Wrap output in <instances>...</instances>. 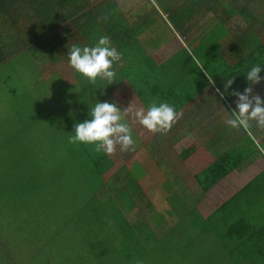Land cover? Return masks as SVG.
Segmentation results:
<instances>
[{
	"label": "crops",
	"instance_id": "1",
	"mask_svg": "<svg viewBox=\"0 0 264 264\" xmlns=\"http://www.w3.org/2000/svg\"><path fill=\"white\" fill-rule=\"evenodd\" d=\"M78 6L82 10L66 7L62 14L26 19L23 50L12 61L26 53L47 56L59 84L76 96L56 117L60 135L88 119L96 101L115 103L122 112L129 107L123 122L132 128L133 145L123 152L116 146L111 155L98 152L93 161L105 164L100 195L121 200L128 191L139 202L168 196L176 215L200 218V263H264V252L253 250L264 245V211H255L253 221L241 211L244 190L264 179V152L260 156L256 146L257 137L264 143V128L254 120L251 131L225 123L238 103L235 93L246 86L249 96L264 100V65L259 84H246L244 77L253 64H264V0H89ZM101 35L120 53L109 85L102 79L89 83L67 62L68 48L92 46ZM161 101L178 113L167 131L149 132L132 122V111ZM217 164L219 175L228 174L206 191L202 185L216 180L210 171ZM214 225L217 230L209 231Z\"/></svg>",
	"mask_w": 264,
	"mask_h": 264
},
{
	"label": "rangeland",
	"instance_id": "2",
	"mask_svg": "<svg viewBox=\"0 0 264 264\" xmlns=\"http://www.w3.org/2000/svg\"><path fill=\"white\" fill-rule=\"evenodd\" d=\"M23 55L27 56L19 55L14 61H12V56L7 57L5 62L0 60V212L24 210L19 200H13L16 195L21 197L23 194L22 190L16 192L15 186L26 182L28 176L26 171L31 167H36V169H39L40 175L45 176L42 178V183L57 188V192L48 189L43 193L45 199L50 202L54 200L56 206L50 203V206L42 207L39 212H61V219H63L66 216L64 212L67 211L58 207L63 200L83 201L96 196L92 193L95 186L92 187L86 184L89 180L87 176L91 178V173L95 169L93 161L96 159V153L98 152L93 145L70 143L68 138L65 141L64 148L60 151L57 150V139L60 134H58L57 127H52V120L62 115L60 114L62 109L70 107L69 104H66L67 101H72L76 96L73 93L68 95V88L62 87L63 82L59 84L57 78L59 73L49 70L51 63L47 64V56L42 58L40 54L36 59H33L27 53ZM49 56L51 57V55ZM1 57L3 56L0 55V59ZM257 63L260 64V61ZM49 77L51 79H48ZM63 99L65 101L62 103ZM240 129L251 131L252 125ZM67 135L70 136V134ZM258 139L260 138L257 137L256 146L261 156V152H264V143H259ZM89 147L92 148L90 153L94 155L93 158H90L87 154ZM243 147L246 148L244 144ZM247 147L252 151V144H248ZM16 153L22 155V160L26 165L25 169L15 165L17 161ZM57 155L61 167L59 163L57 167ZM22 174L25 176H22ZM30 185L25 183L21 187L28 190ZM26 190H24L25 193ZM137 196V194L128 193L127 191L126 195L122 193V199L119 202L108 200L112 197L110 195L103 196L104 200H108L110 204H115L120 208L122 216L127 222L128 230H133V232L124 237L119 230L120 228L123 231L124 227L118 228L113 223V218H109L105 214L104 226L95 225L90 230V232L95 230V233L89 235L91 245L101 248L99 244L101 242L104 244L103 247L108 249L124 247L123 252L125 254L118 258L103 259L93 253V257L87 260L88 263L198 264L200 260H205L201 258L203 253L197 252L203 251L202 247H199L197 251L194 250L193 253L189 251L188 257L184 259L178 257L176 250H181L185 254L189 242L200 241L201 237L197 234L199 232L189 231L190 222L187 221L188 219L181 222L185 218L184 213L176 215L177 211H171L174 205L172 202H168V196L164 197L166 201L159 200L158 202H139L136 200ZM242 196L243 202L249 199V210L245 211L244 215L253 221L255 211H264V179L257 182V185H253L251 192L244 193ZM36 204L37 202L32 204L28 212H37ZM79 209L70 212H84L83 208L80 211ZM87 212L91 211L88 210ZM7 221L10 223L7 226L0 222V264H17L20 257L25 258L28 255V250L21 248L14 250L12 237L16 232L24 230H12V215L7 217ZM180 222L182 224H179ZM89 225L80 223L76 226L62 228L64 231L60 233L61 242L63 240L72 242L75 237H78V241L75 243H84L85 240L79 238L78 227ZM176 225L180 227L179 231H186L185 237L183 236V243L178 241V238L182 236L177 235L180 233H172V231H175L172 228ZM192 229L195 230L194 227ZM27 231L31 232V229H27ZM29 232L25 233L28 234ZM102 232L104 233L102 235L104 237H101L102 240L97 239L95 234L100 236ZM35 235L36 233L32 236ZM67 235H69V238ZM28 242L26 245L31 246V249L38 244ZM97 244L99 245L97 246ZM50 247L52 253H50L48 247L42 249L39 254L30 256L29 264H65L60 258L61 255L55 250L57 246L50 245ZM84 247H86V243ZM51 259L52 262H50Z\"/></svg>",
	"mask_w": 264,
	"mask_h": 264
},
{
	"label": "trees",
	"instance_id": "3",
	"mask_svg": "<svg viewBox=\"0 0 264 264\" xmlns=\"http://www.w3.org/2000/svg\"><path fill=\"white\" fill-rule=\"evenodd\" d=\"M88 1L89 0H0V55L5 57V58L1 57L0 59L1 62H5L7 57L9 56L14 57L16 54L20 53L23 50L21 48L22 47L21 44L24 42L23 41L24 30L26 26V23L24 21L26 19L28 20L37 19L38 21V19L44 13H48L50 16L57 15L58 12L59 14H62L63 10L67 9L66 7H71V8L74 7L76 11H80L82 10V8L78 6V3L88 2ZM57 122L58 120L56 118L52 120L53 128L56 126ZM66 123H70V121H66ZM70 126L71 125L66 126V129L62 131L61 136L59 135L57 139L58 151L64 148L65 141L68 138L67 134L70 135L72 134ZM89 148L90 149H87V154L91 158L90 150L92 148L91 147ZM58 163L59 166L61 167V162L57 155V167H58ZM15 165L21 167V169H25L26 165L22 160V155L20 154L17 155V161ZM94 165H95V169L91 173V178L90 176H87L89 180L87 181L86 185L92 187L95 186L93 188L92 193L95 194L96 196L94 198H90L83 201L63 200L58 205L59 208L61 207L62 209H65L67 211L64 212L66 216L63 219H61V214H62L61 212H39V210L41 211L42 207L50 206V203L53 204V206L54 205L56 206L54 200H52V202L48 201L47 199H45L44 197L45 194L43 193L45 192V190L47 191L48 189L57 192V188L55 187L53 188L52 185L42 183V178L45 176L40 175L39 169H36V167H31V169H28L26 171V174L28 175L27 181L17 184L15 186L16 192H19L18 190H22L23 194L21 197L20 195H16L15 197H13V200L17 199L20 201L21 206L24 210L17 212H0L1 224H6V226L9 225L10 223L7 221V217L12 215V230H21V231L24 230L22 232H16L13 235L14 237H12V247H15L14 250L19 248L28 250V255L25 258L20 257L18 259L17 264H29L31 255L34 256L36 254H39L42 251V249H45L47 247L50 253H52V248L50 247V245L57 246L55 250L58 251V253L61 255L60 258L63 260L65 264H95V263L87 262L89 258L93 257V253L95 256L101 257L103 259L112 258V257L118 258L119 256L122 257L125 254V252H123L125 249L124 247L108 249L103 247L104 244H102L101 242L99 243L101 248L93 247L91 245V240L89 239V235L95 233V230H93L92 232H90V230H92L95 225H99L101 227L104 226L105 214L109 218H113V223L118 228L124 227L125 229V231L123 229L124 232L119 228V230L123 233L124 237L129 235L131 232H133V230L130 231L128 230L127 222L122 216L123 214L121 213L120 208L115 204H110L108 200L103 199V195H100V193L105 191L106 189V186L103 184V176L106 173V170H104L105 164L100 162L96 164L94 163ZM220 170H221V164L219 165L217 164L216 166L213 167V169L210 171V175L216 174L217 178L216 180H214L213 183L209 184L208 186L202 185L204 190L206 191L210 190L212 187H214V185H216L228 174V172H226L224 174L219 175ZM22 176L25 175L22 174ZM90 181H98L100 183L90 184L89 183ZM25 183L31 184L28 190L21 187ZM253 185H257V183L249 185L248 188L244 190V192L245 193H248L249 191L251 192V188ZM24 190H26V193L24 192ZM248 200L249 199H246V203H244V208H241V211L249 210ZM116 201L119 202L121 200H116ZM36 202L37 204L35 208L37 209V212H28L30 206ZM82 208L84 209V212H70L71 210H76V209H79L80 211ZM53 209L54 208L52 207V210ZM88 210H90L91 212H87ZM187 218L185 217L181 222L183 221L185 222L187 220L190 222V225L192 224L195 230L196 229L199 230L200 228L199 225L201 223L199 216L195 215L194 213H191L190 215H188ZM189 218H191V220H189ZM181 222L179 224H182ZM80 223L84 225L91 224L87 227H83V226L78 227V233L80 236L79 238L85 240L84 243L76 244L75 242L78 241V237H75L74 241L72 242L67 240H63L61 242L60 233L64 231L62 230V228L76 226ZM179 228L180 227H177V225L176 227H173L172 229L175 231H172V233L173 232L180 233L177 234V235H182L181 237L178 238V241L179 243H183L186 231L181 232L179 231ZM27 229H31V232L27 231ZM195 230H192L190 232H194ZM213 230L214 231L217 230L216 225H214V228L210 229L209 231H213ZM25 232H29V233L26 234ZM35 233L36 235L32 236ZM95 235H96L95 237L100 240H102L101 237H104L102 236L104 235L103 232L100 233V236L97 234ZM228 235L231 236L232 232H228ZM188 236L190 237L189 232H188ZM67 237L69 238V235H67ZM28 241H31L32 244L38 243L41 245L37 244L33 246V248L31 249V246L26 245V243H29ZM85 243H86V247H84ZM99 244H97V246ZM197 245L198 242L196 245H194V242H189L188 249L185 254H183L181 250H176V253L178 254V257L184 259L188 257L189 251L190 253H193L195 252L194 250H197L196 249ZM260 246L253 248V250H256L258 248V250L261 253L264 252V245H260ZM239 250L242 253H244L245 250L247 249L240 248ZM50 262H52V259L50 260ZM98 264H104V263H98ZM198 264H204V263L198 262Z\"/></svg>",
	"mask_w": 264,
	"mask_h": 264
},
{
	"label": "clouds",
	"instance_id": "4",
	"mask_svg": "<svg viewBox=\"0 0 264 264\" xmlns=\"http://www.w3.org/2000/svg\"><path fill=\"white\" fill-rule=\"evenodd\" d=\"M119 60L120 53L109 45L108 38L103 35L92 46L73 45L67 52L68 66L89 83L102 79L107 81V85L112 84L116 77L112 66ZM261 65L264 64H253L244 73L246 84L260 83ZM231 84L230 77L226 79L225 89ZM251 92L252 89L246 86L243 94L235 93L238 103L230 111V118L225 120L230 128H247L249 121L253 120L258 128H264V100L257 94L249 96ZM220 96L223 98L224 93L221 92ZM128 111L129 107L122 112L115 103L96 101L90 113H87L89 118L74 124L73 135L68 136V141L93 145L97 152L105 155H111L116 146L123 152L134 143L130 124L123 122V113ZM177 116L173 106L163 101L152 102L146 109L140 108L131 112L132 122L138 123L149 132L167 131Z\"/></svg>",
	"mask_w": 264,
	"mask_h": 264
}]
</instances>
